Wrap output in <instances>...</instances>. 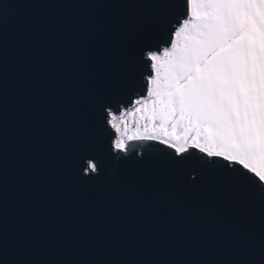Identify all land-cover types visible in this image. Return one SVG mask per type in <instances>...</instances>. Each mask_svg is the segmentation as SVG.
<instances>
[{
	"label": "water",
	"instance_id": "obj_1",
	"mask_svg": "<svg viewBox=\"0 0 264 264\" xmlns=\"http://www.w3.org/2000/svg\"><path fill=\"white\" fill-rule=\"evenodd\" d=\"M179 3L0 0V264H264V188L239 166L157 128L112 149Z\"/></svg>",
	"mask_w": 264,
	"mask_h": 264
},
{
	"label": "snow or ice",
	"instance_id": "obj_2",
	"mask_svg": "<svg viewBox=\"0 0 264 264\" xmlns=\"http://www.w3.org/2000/svg\"><path fill=\"white\" fill-rule=\"evenodd\" d=\"M179 19L163 47L147 52L150 120L171 124L175 153L189 138L210 158L237 165L264 188V0H180ZM131 115V110H129ZM123 115V112L120 113ZM109 125L114 113H108ZM119 119V117H116ZM181 137L184 143H179ZM179 145V146H177ZM114 151L127 152L117 138ZM84 174L96 172L88 160Z\"/></svg>",
	"mask_w": 264,
	"mask_h": 264
},
{
	"label": "rangeland",
	"instance_id": "obj_3",
	"mask_svg": "<svg viewBox=\"0 0 264 264\" xmlns=\"http://www.w3.org/2000/svg\"><path fill=\"white\" fill-rule=\"evenodd\" d=\"M145 101L141 99L140 104H135V107H130L127 110L122 111L123 115H114L112 118L113 124L118 125V131H117V138L123 140L124 144L127 139L137 136H151L150 132L151 130H155L156 128L160 130L159 134L153 135L154 137H157L158 139H162L165 142H169L172 144H176V139L173 142H170L169 136L174 135H180L181 130L177 129L176 133L173 134V130L171 127V124H167L165 128L160 127V121L159 120H150L151 117V105H148V108L143 111H137V109H142L144 107ZM129 110H131V115L129 114ZM116 117H119V119H116ZM179 143H184L183 137H181V140ZM195 141H193L191 138L188 139L187 144H194ZM179 146V145H177Z\"/></svg>",
	"mask_w": 264,
	"mask_h": 264
},
{
	"label": "bare ground",
	"instance_id": "obj_4",
	"mask_svg": "<svg viewBox=\"0 0 264 264\" xmlns=\"http://www.w3.org/2000/svg\"><path fill=\"white\" fill-rule=\"evenodd\" d=\"M139 137H141V136H139Z\"/></svg>",
	"mask_w": 264,
	"mask_h": 264
}]
</instances>
